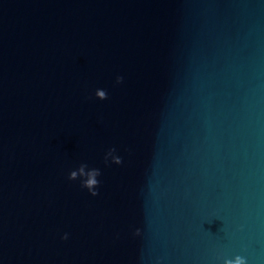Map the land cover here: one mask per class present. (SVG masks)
<instances>
[{"label":"water","instance_id":"1","mask_svg":"<svg viewBox=\"0 0 264 264\" xmlns=\"http://www.w3.org/2000/svg\"><path fill=\"white\" fill-rule=\"evenodd\" d=\"M235 255L264 264V0H0V264Z\"/></svg>","mask_w":264,"mask_h":264},{"label":"clouds","instance_id":"2","mask_svg":"<svg viewBox=\"0 0 264 264\" xmlns=\"http://www.w3.org/2000/svg\"><path fill=\"white\" fill-rule=\"evenodd\" d=\"M123 81L122 76L116 77V83L119 84ZM95 96L101 100L107 99V92L103 89H97ZM104 162L108 164L109 162L114 164H121L122 157L116 154L115 148H110L104 155ZM101 175V170L99 168H89L86 163H81L79 167L75 170H71L68 174L69 180H80V186L86 188L92 196L98 195V185L100 181L97 179ZM139 229H136L137 235H139ZM62 239H68V233H64L61 237ZM223 264H248L247 258L241 255H235L233 258H223Z\"/></svg>","mask_w":264,"mask_h":264}]
</instances>
